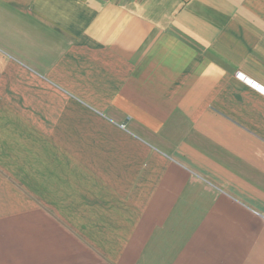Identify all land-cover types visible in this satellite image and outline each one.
<instances>
[{"label":"crops","instance_id":"obj_1","mask_svg":"<svg viewBox=\"0 0 264 264\" xmlns=\"http://www.w3.org/2000/svg\"><path fill=\"white\" fill-rule=\"evenodd\" d=\"M264 0H0V264H264Z\"/></svg>","mask_w":264,"mask_h":264},{"label":"built area","instance_id":"obj_2","mask_svg":"<svg viewBox=\"0 0 264 264\" xmlns=\"http://www.w3.org/2000/svg\"><path fill=\"white\" fill-rule=\"evenodd\" d=\"M236 77L245 82L250 88L254 89L255 91L261 93L264 95V85H262L261 83H259L258 81L248 77L246 74L242 73V72H238L236 74Z\"/></svg>","mask_w":264,"mask_h":264}]
</instances>
